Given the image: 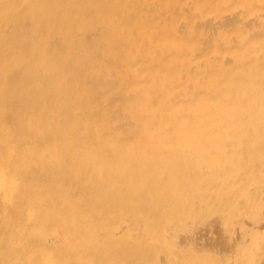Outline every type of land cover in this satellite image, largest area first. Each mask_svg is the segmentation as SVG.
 <instances>
[{
  "label": "bare ground",
  "instance_id": "obj_1",
  "mask_svg": "<svg viewBox=\"0 0 264 264\" xmlns=\"http://www.w3.org/2000/svg\"><path fill=\"white\" fill-rule=\"evenodd\" d=\"M57 1L61 5L70 2ZM173 1L164 0L163 3L158 0L153 4L145 0L87 2L94 11L104 13L94 25L108 23L110 27L116 22L115 28L121 23V29L128 36L117 34L110 37L107 36L108 32L100 29L107 45L98 47L99 54L104 55L102 58L98 59L93 51L71 53L76 63V70H73L76 77L66 76L59 81L55 77L54 80L48 77L45 83L42 81L38 86L47 88L55 85L58 96L74 103L80 94L90 91L93 97H88L83 104L87 109L96 94L100 96L104 88L112 84L107 90L108 96L98 101L97 116L90 121L85 117L83 119L82 115L85 114L79 111L77 104L63 115L59 108L52 105L53 102L43 101L37 106H29L25 99H21L23 86H33L39 79L36 70L24 71L23 81H16L5 89L0 86L2 111L12 104L21 114L26 113L25 126L33 131L17 135L20 141L17 145L12 144L14 147H9L11 152L7 148L4 152V147H1L0 195L14 201L6 199L1 203L7 206L10 201L15 205L18 199L30 203V199L37 198L36 211L47 216L39 228L31 229V235L20 239L22 260L34 255V242L44 240L43 248L54 242L65 252L57 257L61 262L59 264L74 263L76 260L88 264H264V61L258 62L259 52L254 50L247 54L245 65L238 64L236 68L226 66L221 70L219 67H222L223 59L218 55L223 48L224 53L229 51L227 54L231 55L236 43L234 59L239 61L249 34L241 27L244 23H253L244 22L246 16L243 15L236 19L233 27L230 26L234 29L228 36H221V30L215 32V37H211L212 45L209 42L206 44L200 36H193L191 44L184 45L183 37L170 32L167 21L161 23L164 20L161 6H165L169 13ZM233 1L236 0H220V3L230 5ZM239 1H236V8L245 11L248 7L246 4L252 0H246V7L242 3L245 0ZM74 2L80 6L76 10L80 14L75 17L78 32L86 26V14L83 15L85 8L82 1ZM13 3L14 0H7L6 8L15 11L11 7ZM137 6L139 9H136ZM150 7L157 9L158 16L150 15ZM260 10L259 6H255L248 11L249 14L263 16ZM129 12L140 16L131 21L127 16ZM51 17L55 20L46 25L38 36L39 47L35 44L37 49L24 53V64H31L39 57L54 60V56L61 53V48L53 51L48 41L61 28L68 26L70 16L59 18L51 12ZM188 25L192 31L195 23ZM261 30L264 38V27ZM30 31L34 32L32 28ZM95 31L92 32L94 35ZM16 37L18 39L19 36ZM11 38L4 34L1 46ZM65 40L64 46L72 44ZM207 45L210 50L206 52ZM198 51L206 53L201 55ZM208 52L210 55H207ZM7 59H11L10 56ZM94 60L97 61L94 67L99 68L87 78L82 77L87 71L85 63ZM185 63L187 66L193 65L194 70H186L181 77L185 73ZM174 64H179V69L165 73ZM57 65L53 63V67L60 72L63 67ZM258 67L257 72L250 71ZM102 77L105 79L101 82ZM176 86L191 87L193 95L180 96L182 100L174 107L172 95ZM35 88L39 90L37 86ZM53 97L56 103H60L59 97ZM109 97H117L115 100L118 102H105V99H112ZM165 98H168L167 102H164ZM119 103L120 107L126 105L122 107L124 114L139 117L136 119L138 121L128 125L123 145L116 144L110 137L101 136L102 131L107 129L104 126L110 120L111 108ZM73 112V119L69 121L67 117ZM51 123L56 125L55 130ZM2 124L0 134L17 125V120L5 119ZM58 124L63 128L57 129ZM36 127L53 129L54 132H51L56 135V144L63 143L60 134L64 131L73 136L70 146L61 155H58L60 152H56L57 146L53 144L46 148L38 144L36 148L40 147L42 151L37 163L44 164L47 156L52 154L61 159L59 163L69 160L68 166L73 164L75 168L82 166L84 161L97 158H103L104 164L96 175L85 173L78 187L71 186L68 181L60 187L61 191L53 189L52 181L48 183L43 179L47 173L35 177L37 165L32 164L34 155L31 154L36 149L34 145L29 147L30 153L26 150L27 156H18V146H22L27 136L33 137ZM108 133H111L110 130ZM97 140L101 144L97 145ZM17 153L18 159L14 155ZM12 159L16 176L3 167V163ZM15 162L23 168L29 164L23 169L31 178L24 184V191L20 190L21 181L18 179L22 170L17 168ZM116 168L113 179L112 173ZM97 183L101 188L96 195L93 192L98 191L95 188ZM26 207L18 209L19 214L26 216L29 209ZM23 228L22 223L12 227L13 235L9 237L11 246L17 247ZM52 260V256H47L37 264H50Z\"/></svg>",
  "mask_w": 264,
  "mask_h": 264
},
{
  "label": "rangeland",
  "instance_id": "obj_2",
  "mask_svg": "<svg viewBox=\"0 0 264 264\" xmlns=\"http://www.w3.org/2000/svg\"><path fill=\"white\" fill-rule=\"evenodd\" d=\"M15 1L16 0H14V3L12 4L13 6H11L12 9L15 11H11L9 8H6L7 7L6 6L7 0H0V43H1L2 37H4V34H5V36L7 35L9 37V39L12 37L11 41L8 39L7 43L2 44V46L0 44V46H1L0 52L2 54V55L0 54V86H1V88L5 89L16 81H19V82L23 81L22 76L25 72L31 71V70H36V72L38 71L37 78H39V79H37V81L39 80V82L36 81L33 86H26V85L23 86V91L20 95L21 99H25L26 103L28 102L27 104H29V106H37L43 101H45V102L48 101V103L53 102L52 105L56 108H59L60 113L63 115H65V112H68L67 110L70 109L73 105L77 104V106L80 107L79 111H83V114H85V116L82 115L83 119L85 117L88 121H90L92 118L97 116L96 115V112H97L96 109L98 108V106H97L98 101L101 102V99L106 98V95L108 94L107 90H109L111 88L110 86L112 84L111 85L108 84L104 88V92H102L100 94V96H98V94H96L97 95V96H95L96 98L94 97L95 98L94 101L89 105V108H87V109H84L83 104L88 97H93V96H91L92 92H90V91L85 92L82 95L80 94V98L77 100L76 103H74L71 100L64 101V99H62L61 96H58V94L55 93V89H56L54 87L55 85L47 87V88L46 87H40L38 85H41L42 81H43V83H45L46 82L45 79L48 77H50L51 80L56 79L58 81L60 78H63L66 76L76 77L74 75V71L76 70V63L72 60L71 53H75L78 50H82V51L87 52V53L89 51H93L96 53L95 56H97L98 59L102 58V56H104V55H102L103 53L99 54L100 52L98 51L99 50L98 47L101 48V46H107V45L102 38V33L100 32V29L106 31V33L108 32L109 35L107 34V36H110V37H112L111 35H117V34H119L121 37H126L128 35L123 31V29H121V23H118V26H116L115 28H114V26L117 25L116 22L113 23V25H110V27H113V28H110L108 23L107 24H96L97 26L94 25L93 23L96 21V19L101 17L100 15H102L104 13L99 14L98 12L94 11L93 8L90 7L89 3H87V2H89V0H81L82 4H83L82 6L85 8L83 15L86 14L84 16L86 26L83 27L82 29H80V31H81V35H80V31L77 32V30H76L77 26H76V21H75V19H76L75 17L78 14H80L79 12L76 11L78 8H80V6L75 5L74 0H70V2L62 4V5L59 3H56V2H58L57 0H53V1L51 0L52 2H48L49 0H42V1L41 0H17L16 2ZM76 1H79V0H76ZM96 1L101 2L103 0H96ZM123 1L125 2V0H121V2H123ZM157 1L158 0H145V2L149 3V4H153L155 2L157 3ZM161 1H163V3H164V0H161ZM179 1L174 0L172 2V4L170 5L172 8H170L169 13L167 12V9L166 10L164 9L165 6H161L162 12H164L163 17L165 20V21L161 20V23H165L167 21L166 24L167 25L170 24L169 25L170 32L178 33V35L180 37H183V44L184 45L189 44V43L191 44V40H192L193 36H200L205 42H207L206 44H208V42H209V44L212 45V42H211L212 38L211 37L212 36L215 37L214 34H216L218 30L222 31V32L220 31L222 34L221 36H223V37L228 36L234 29V28H230V26L233 27V25H235L234 23L236 22V19L238 20V18H241L243 15H245L246 18H245L244 22L251 21V23H253V24H251V25H247L245 23L243 25L241 24L242 25L241 30L249 31L248 40L247 39L245 40L246 41L245 45H244L245 49L244 48L242 49V54L244 56L242 55V57L239 61H236L234 59V58H236V46H237L236 43L233 44L232 50L230 52L231 55L227 54L229 51H226L224 53L225 49L223 48L221 53L218 54V55H220V59H223L222 67H219V68H221V70H223L224 68H226V66H231L232 68H236L239 65H245V63L247 62L246 57H248L247 54L254 51V50L259 52L258 53V62L264 61V43H262L264 38L262 37V34H261V31H262L261 29H262V27H264V15L263 16H261V15L258 16L257 14L252 15V14H249V11H248L250 9V7L254 8L255 6H259L261 8L260 13L264 14V0H252L250 4L248 2L250 0H247V2H248L247 4H249V5L246 4V0H245V2L244 1L242 2V0L239 1L240 3L242 2L243 5L245 3L246 6H248L247 9L245 8V11H241L238 8H236L237 6L235 4H236L237 0L233 1V3L230 5L229 4H227V5L221 4L220 0H179ZM26 2H27V4H26ZM135 5H138V4H135ZM237 5H238V7H240L239 3H237ZM136 9H139L138 6L136 7ZM191 9H193V10H191ZM6 10H8V11H6ZM34 10L37 12H35ZM156 11H157V9L155 7L154 8L150 7V9H149L150 15L151 14H153V15L157 14ZM51 12H54L55 15L59 18L60 17L62 18L65 15L70 16V21L68 22L69 23L68 26L61 28L58 31V33L56 35H52L50 38V41H48V43L50 42L49 45L52 46L51 48L53 51L56 49H59V48H61L62 51L60 54H57L56 56L53 55L55 58L54 60H53V58L51 60H49V59L45 60L42 57H39L33 61L35 64L32 62L31 64L26 65V63L25 64L23 63L24 53L29 52L30 50H34V48L37 49V47H39L40 41H38V40L40 37H38V36H40V34H42V31L46 25L51 24V22L53 20H55V18L51 17ZM17 13H20V14L22 13V14L20 16V14H17ZM135 14H136L135 12H133L132 14L129 12L127 15L130 17L129 20H131V21L137 20L139 18L140 14H138V13L136 15ZM197 14H201V16H198ZM157 16H158V14H157ZM210 16H211V18H210ZM30 17H31V19H30ZM18 18H19V20H18ZM22 18H23V20H22ZM25 18H27V19H25ZM28 18H29V20H28ZM208 18L210 20H208ZM11 20L13 21V23ZM24 20H25V22H24ZM97 20H99V19H97ZM4 21H5V23H4ZM120 21L123 22V20H119V22ZM207 21H209L210 23L209 22L206 23ZM215 21H216V23H215ZM61 22H62V20L58 22V25H60ZM190 22H191V24L195 23V25L193 26L194 28H191L192 31H190V28H188L189 27L188 24ZM34 23H35V25L36 24L37 25L33 26ZM19 24L21 25V29H20ZM176 24H178V25H176ZM180 24H183V25L180 26ZM200 24H202V25H200ZM144 25H146V24H144ZM6 26H7V28H5ZM210 26H212V27H210ZM31 28L33 29L34 32L30 31ZM5 29H6V31H5ZM12 29L13 30L15 29V30L12 31ZM96 29H98V30H96ZM210 29H212V30H210ZM35 30H36V32H35ZM113 30H115L116 32ZM94 31H95L96 35H94V33H92ZM2 32H3V34H2ZM11 32H12V35H11ZM13 32L17 36H19L18 39H17L16 35L13 34ZM23 32H25V34ZM86 33H89L91 35H88ZM129 33H132V32L130 31ZM26 34H28V35H26ZM77 34H79V35H77ZM30 35L32 37H30ZM87 35H88V37H87ZM63 37H65V38H63ZM85 37H87V38H85ZM223 37H220L221 40L223 39ZM29 38H30V41H29ZM32 38L36 41H33ZM62 38L64 40H62ZM65 39H68L69 42H72V44L70 46H64V43H66ZM14 40H15V42H14ZM31 40L33 42H31ZM68 40H67V42H68ZM8 43L11 47L8 45ZM29 43H32V45L30 44V46H29ZM35 44L37 45V47H35L36 46ZM95 44H96V47L94 46ZM13 46L15 47L16 50L13 48ZM209 47L210 46H208L206 52L208 50H210ZM87 48H88V50H87ZM11 51H13V52H11ZM206 52H202V51L199 52L198 51V53L201 55H203ZM5 54L9 55L11 59H7V57H9V56H6ZM10 54H12V55H10ZM207 55H210V52H208ZM36 63H37V66H36ZM53 63L58 64L57 66L60 68L63 67V69L60 72H58L55 69V67H53ZM94 63H97V61L95 62V60H94V62L92 61V62H86L85 63L87 71L85 72V74L82 77L86 76V78H87L88 76H90L92 74V72L94 73V71L99 68V67H94ZM20 65H22V66H20ZM42 65H44V66H42ZM38 66L41 69L38 68ZM36 67L38 69H36ZM179 67H180L179 64H174L171 67H169L168 69H166L165 73L172 72V71L176 72L179 69ZM50 68H52V69L49 70ZM259 68L260 67L253 68L250 71L255 73L259 70ZM184 70H185V73L182 74L181 77H183L186 74V70H187V72L193 71L194 70L193 65L187 66V64L185 63V69ZM39 73H40V77H39ZM53 77H55V78L53 79ZM102 79L104 80L105 77L101 78V82H102ZM131 81H134V80H131ZM184 82L186 83V81H184ZM54 83H56V82L54 81ZM188 83H186V84H188ZM36 86L39 90H35ZM190 90H191V87L176 86V88L174 90L175 92L172 95V98L174 97L173 99L175 100V102L172 105H174V107H176L177 106L176 104L177 103L179 104L178 101L182 100V99H180V96H183V95L186 96V94H188L189 96H192L193 94ZM53 96L59 97L58 100H60V103L59 102L56 103L55 102L56 99H53L54 98ZM83 98H84V100H82ZM109 98H112V97H109ZM116 98L117 97H115V99ZM115 99H113V98L112 99H105V102H108L110 104H114V103L118 102ZM167 99L168 98H165L164 102H167ZM11 105L12 104L8 105V109L6 111L5 110L2 111L3 107H2V104L0 102V131H1L2 126H3L2 122H4L5 119H7V120L16 119L17 120V125L11 126L9 128L10 129L9 131L4 130V134H0V151L2 150L1 147H4V149H3L4 152H6L5 151L6 148L9 152H11L9 147H14V145H12V144L17 145V143L20 141V139L17 135H20L21 132L25 133V134L28 132H30V133L33 132L31 128H26V126H25V124H26L25 119H27V117H28L27 114L24 112H22L23 114H21V112L17 111V108L14 109V107ZM119 105H121V104L119 103L118 106H114L113 108H111L112 110L110 111V114H109L110 120H108L107 123L105 122V126H104L105 128L107 127V129H104L102 131L101 136L105 135L106 138L110 137L111 139H113V141H115L116 144L121 143L123 145L125 143L123 141L124 136H127L128 125L138 121L136 119H138L139 117L136 114H132V115L124 114L122 107L125 108L124 106H126V105L121 106V107ZM49 106H51V105L49 104ZM1 114H3V115H1ZM73 114H74V112L72 114L70 113V115L67 117V119L69 118L68 119L69 121H72ZM132 118H134V119H132ZM51 125L54 126L52 128H54V130H55L56 125L53 123H51ZM58 125H57V129H59V127L61 126L60 124H58ZM36 128H35L34 134H32L33 137L29 136V138H28V136H27L26 139L24 141H22V143H21L22 146H18L20 148L18 151L19 155H18V153L14 154L15 157L17 155L20 157H23L24 154L27 156V154L30 153L28 150H29V147H31V144L34 145V148H36V146L38 144H39V146H42V148H46V147H48L49 144H53L54 146H57V148H55L57 150L56 152L57 153L60 152L58 155H61V153L64 151V149H67L72 142L73 136L70 134H66V131H64V130H61L63 127H60L61 128L60 130L62 132L64 131V133H61L62 135L60 134V136L63 139L62 144H56L55 143L56 135L54 136V134L52 133V132H54L53 129L51 130L52 131L51 132L49 130L50 128H48V129H46V128L41 129L39 127L37 129ZM109 130L112 134L108 133ZM50 132H51V135L49 134ZM48 136L50 137L49 139H48ZM51 136H53V137H51ZM15 137H18V139ZM139 137H142V135ZM99 144H101V142L98 143V140H97V145H99ZM10 145H12V146H10ZM61 145H65V146L59 147ZM26 150L28 151V153ZM41 151H42V149L40 150V147H38L34 150V152L31 153L32 155H34L33 156L34 161L32 164H34V166L37 165L36 170H35L36 171L35 177H40V176L44 175L45 173H47V177H43V179L45 182H48V183L50 181H52V184H53L52 187L55 190L58 189L61 191L62 186H64L68 181L71 182V186L74 185L75 187H78L80 185V183L82 182V178L85 175V173L96 175L98 173V171L100 170V168L102 167V165L104 164V162H102L103 158L102 159L97 158L95 160H90L89 162L84 161L82 166H77V168H78L77 169V168H75V166H72L73 164L68 166V162H70L69 160H68V162L64 161V163H59L61 159H58V157L56 155H52V154L47 156L46 162H44V164L43 163L39 164L36 162V160H38L37 158H38L39 153ZM16 159H18V158L16 157ZM23 160L26 162V159L23 158ZM13 163H14L13 159L8 160L5 163H3V167L8 168V170L10 171L12 176L14 174H17V172L15 171L16 167L14 166ZM26 165H29V164L27 163V164H25V166ZM16 166H17V168L22 170L19 173L18 179L21 181L20 190L24 191V189H25L24 184L26 183L27 179L30 178V176H29V173L27 171L23 170L26 168L25 166H24V168L21 167V165H19L18 162L16 163ZM116 170H117V168L114 170V173H112L111 178H113V179L115 178L114 174L116 173ZM14 176H16V175H14ZM95 188L98 191L94 190L93 194H96V193L99 194L101 185H99V183H97V185L95 184ZM6 199H10V197H3L0 195V234L2 236L0 238V264H29V262H31L32 264H37V263H39V261L42 258H45L47 256H52V258H53V260L50 261V264L61 263V262H59V259H57V257L62 256V254L64 252L62 250V248L54 242L48 244L45 248H43L42 245H43L44 240H41L40 241L41 243L37 241V242H34L33 245L31 244L32 248L35 249V250L33 249V251H34L33 256L27 257L24 260H22V258H20L21 257L20 250L22 247L20 239L31 235L32 234L31 229L36 230L37 228H39L40 225L47 219V216H46V213H43V216H42V214L39 211H36L37 208L35 207V205L39 202L37 198L30 199L31 200L30 203H27L28 201H22V200L18 199L17 201H15V205L9 201V205L4 206V205H2L1 202H4V200H6ZM11 201L14 202L13 200H11ZM22 205L29 207V209H28V207H26L28 209V214L26 216L19 214L20 212L18 211V209H20L21 207H24ZM3 216H8V217H10V219L6 220V218H8V217L2 218ZM18 223H22V225H24V228L21 230V232L18 236L17 247H13V246H11V240L9 237H10V235H13V234H11L12 227ZM7 234H8V236H6ZM15 252L18 253L19 256ZM64 254H65V252H64ZM8 255H9V257H8ZM67 264H88V263L84 262V261L76 260L74 263L69 262ZM90 264H92V263H90Z\"/></svg>",
  "mask_w": 264,
  "mask_h": 264
}]
</instances>
